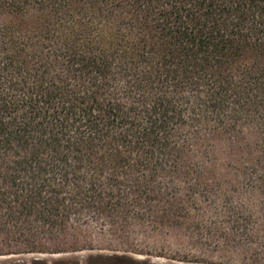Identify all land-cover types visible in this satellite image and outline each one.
Returning <instances> with one entry per match:
<instances>
[{
    "label": "trees",
    "instance_id": "obj_1",
    "mask_svg": "<svg viewBox=\"0 0 264 264\" xmlns=\"http://www.w3.org/2000/svg\"><path fill=\"white\" fill-rule=\"evenodd\" d=\"M2 16L0 256L149 264L143 228L218 249L264 233V0H0Z\"/></svg>",
    "mask_w": 264,
    "mask_h": 264
},
{
    "label": "rangeland",
    "instance_id": "obj_2",
    "mask_svg": "<svg viewBox=\"0 0 264 264\" xmlns=\"http://www.w3.org/2000/svg\"><path fill=\"white\" fill-rule=\"evenodd\" d=\"M2 21H8L2 16ZM138 232V231H137ZM189 236H185L179 230L165 227L160 230L143 228L139 234L133 237L135 244L141 245L144 250L150 249L133 256L140 260H147L149 264H264V233L259 232V236L252 242L246 240L237 248L232 244L228 247L217 248L216 238L211 243L188 242ZM182 246H186L183 248ZM185 250L183 252L182 250ZM110 253L104 250H85L76 253L64 254H27L23 256H0V264H60L61 260L78 259L81 264L87 263L91 256ZM185 256V258L183 257ZM98 260V259H97Z\"/></svg>",
    "mask_w": 264,
    "mask_h": 264
}]
</instances>
